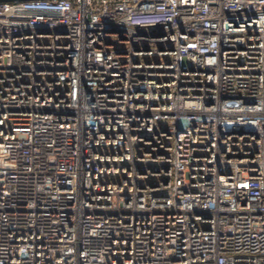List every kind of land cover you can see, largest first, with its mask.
<instances>
[{"label":"built area","instance_id":"obj_1","mask_svg":"<svg viewBox=\"0 0 264 264\" xmlns=\"http://www.w3.org/2000/svg\"><path fill=\"white\" fill-rule=\"evenodd\" d=\"M0 264H264V0H0Z\"/></svg>","mask_w":264,"mask_h":264}]
</instances>
